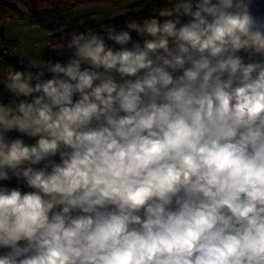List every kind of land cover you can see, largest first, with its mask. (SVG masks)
I'll return each mask as SVG.
<instances>
[{"label": "clouds", "instance_id": "clouds-1", "mask_svg": "<svg viewBox=\"0 0 264 264\" xmlns=\"http://www.w3.org/2000/svg\"><path fill=\"white\" fill-rule=\"evenodd\" d=\"M168 4L46 41L65 63L7 66L33 99L0 103V181L34 191L0 187V264H264V18L252 0ZM129 30L152 39L108 47Z\"/></svg>", "mask_w": 264, "mask_h": 264}, {"label": "trees", "instance_id": "trees-1", "mask_svg": "<svg viewBox=\"0 0 264 264\" xmlns=\"http://www.w3.org/2000/svg\"><path fill=\"white\" fill-rule=\"evenodd\" d=\"M22 3L23 8L26 11L27 16L34 26L41 28L47 35L50 36V43L53 45L66 44L70 39V33L73 31L71 27L76 20L74 16V9L79 7H85L86 5H93L98 3H104L107 5L119 6L126 2L134 0H19ZM145 7L141 10H136V12H128L125 15L118 16L114 19H107L105 21L95 22L92 20H87L85 25L77 28L75 31L84 32L86 27H92L96 30L106 31L109 25L116 26L117 30H122L126 27L127 21L131 20H142L153 17L154 8H162L170 6L168 0H146L143 6ZM158 17V13H156ZM16 18L21 19L20 10L14 0H0V21L6 19ZM161 22H163L165 17H158ZM181 24L187 23L191 18L182 16ZM131 34L132 41L126 45L121 46L113 41L107 40L105 36V41L108 47L115 50H122V47H127L129 50L133 49L134 43H139L143 47L144 40L151 39L150 36L145 35L141 37L134 30H129ZM170 46L172 42L170 40ZM18 46V40L8 39L5 35V30L2 25H0V95L4 94L7 90L4 88V81L6 77L7 66L11 65L14 69H18L22 64L20 63V56L16 52V47ZM42 58L44 60L52 59L53 62L65 63L71 56V51H65L64 55H58L57 51L54 49H49V45L43 50ZM90 65L82 63L81 70L89 68ZM37 69H34V72ZM99 71L103 72V69ZM112 75L115 77L117 82H122L121 77L118 73L113 72ZM52 78L51 73H46L44 79ZM128 79H134V77H129ZM96 83H99L97 81ZM40 95L39 93L34 94V96ZM78 94L74 95V101L78 99ZM33 97H19V100H27L31 102ZM9 140L22 138L24 142L28 145L35 144V139L22 134L18 131H10L7 134ZM43 163L36 165L34 167L42 168ZM50 170V169H49Z\"/></svg>", "mask_w": 264, "mask_h": 264}, {"label": "rangeland", "instance_id": "rangeland-1", "mask_svg": "<svg viewBox=\"0 0 264 264\" xmlns=\"http://www.w3.org/2000/svg\"><path fill=\"white\" fill-rule=\"evenodd\" d=\"M17 3L21 19L10 18L0 21V25L3 26L5 30V35L8 39L18 40V46L16 47V52L23 60V64L17 70H25L28 61L41 55L43 50L47 46L46 41H50V36L47 35L41 28L34 26L26 14L22 3L19 0H14ZM146 0H134L124 3L123 5L113 6L104 3H98L93 5H86L85 7H79L74 9V16L76 20L74 21L71 30H76L81 27L78 22H85L87 20H92L95 22L105 21L109 19L108 17L117 15L121 11L136 12V10L143 9L142 6ZM152 39V38H151ZM171 40V38H170ZM39 44L40 47L37 48L36 45ZM171 45V44H170ZM244 57L245 62H248V54L240 53ZM260 57H253V59H259ZM34 71V69H33ZM19 97H16L13 93L6 91L4 94L0 95V103L9 104L13 101H17ZM35 141L38 137H32ZM57 163L60 162V158L57 155L53 157ZM0 187H7L9 189L19 188L22 192L34 191L26 186L25 182L21 179L18 180L15 176H12L7 181H0Z\"/></svg>", "mask_w": 264, "mask_h": 264}, {"label": "built area", "instance_id": "built-area-1", "mask_svg": "<svg viewBox=\"0 0 264 264\" xmlns=\"http://www.w3.org/2000/svg\"><path fill=\"white\" fill-rule=\"evenodd\" d=\"M252 13L264 18V0H252Z\"/></svg>", "mask_w": 264, "mask_h": 264}]
</instances>
